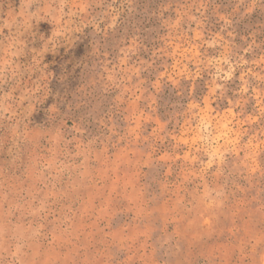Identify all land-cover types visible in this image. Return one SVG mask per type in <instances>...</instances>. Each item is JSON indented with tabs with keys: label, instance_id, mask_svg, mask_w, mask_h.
Masks as SVG:
<instances>
[{
	"label": "rangeland",
	"instance_id": "374dc122",
	"mask_svg": "<svg viewBox=\"0 0 264 264\" xmlns=\"http://www.w3.org/2000/svg\"><path fill=\"white\" fill-rule=\"evenodd\" d=\"M0 264H264V0H0Z\"/></svg>",
	"mask_w": 264,
	"mask_h": 264
}]
</instances>
